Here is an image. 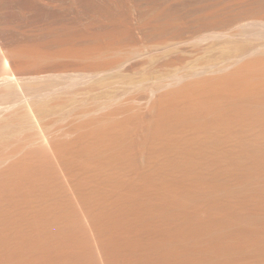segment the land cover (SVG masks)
<instances>
[{
    "label": "rangeland",
    "instance_id": "374dc122",
    "mask_svg": "<svg viewBox=\"0 0 264 264\" xmlns=\"http://www.w3.org/2000/svg\"><path fill=\"white\" fill-rule=\"evenodd\" d=\"M256 1L0 0V264L264 259Z\"/></svg>",
    "mask_w": 264,
    "mask_h": 264
},
{
    "label": "bare ground",
    "instance_id": "6f19581e",
    "mask_svg": "<svg viewBox=\"0 0 264 264\" xmlns=\"http://www.w3.org/2000/svg\"><path fill=\"white\" fill-rule=\"evenodd\" d=\"M259 5L264 6V0H257L256 1ZM255 2V3H256ZM162 16V15H161ZM118 28V27H117ZM114 29V28H113ZM112 29V30H113ZM115 30V29H114ZM113 33L116 32V30ZM118 31V30H117ZM12 78L7 77L6 79H4V83L8 84L11 81ZM15 79V78H14ZM264 103V102H263ZM262 104V103H261ZM264 105V104H263ZM262 106V105H261ZM264 109V106H262ZM5 129H7V127H1L0 128V136H3L5 134ZM170 210L169 205H165L164 206V211L167 212ZM224 226H228V225H224V224H215V225H211V226H204L203 223H196V224H190L186 227V229L184 230V235L193 238L195 237L197 234H199L200 232H203L205 230H208L210 233L212 234H216L222 227ZM247 229V228H246ZM249 230V229H247ZM253 239L255 240V251L258 252L259 254H264V232H253L252 234ZM124 240V239H123ZM110 241V240H109ZM137 241V240H136ZM134 240V238H131L128 236V238H126L124 240V243L126 244V248L123 251L124 255H132L135 252H137L138 248H137V243ZM117 242V241H116ZM108 243V242H107ZM106 243V244H107ZM113 242L111 241V244L109 242L107 248H109L110 252L113 253H119L121 251V248L119 246V244H112ZM118 243V242H117ZM122 245V244H120ZM149 246H153V244L150 243V245H148V249L149 250H153V247H149ZM137 248V249H136ZM151 248V249H150ZM194 249L193 248H188L187 251L188 252H192ZM210 253L208 254V257L206 256L205 260L202 262V264H232L233 263V252H231L230 247H226L224 249H211L209 251ZM169 253V252H167ZM60 254V253H59ZM85 255V254H84ZM87 255V254H86ZM90 255V254H88ZM53 256H56V254L53 253ZM58 256V255H57ZM13 257V256H12ZM52 257V254H51ZM59 257V256H58ZM15 258V257H14ZM60 258V257H59ZM223 258H225L226 260H222ZM58 259V258H55ZM55 259H51L50 262L53 264H61V262H56ZM58 261V260H57ZM70 261V260H69ZM71 262V261H70ZM50 263V264H51ZM67 263V261L65 262ZM72 263V262H71ZM69 263V264H71ZM259 264L264 263V259L258 262ZM63 264V263H62ZM68 264V263H67ZM153 264H174L172 263V254H167L166 256H164L162 259H160L159 261L153 263ZM184 264H192V261L189 259H185Z\"/></svg>",
    "mask_w": 264,
    "mask_h": 264
}]
</instances>
